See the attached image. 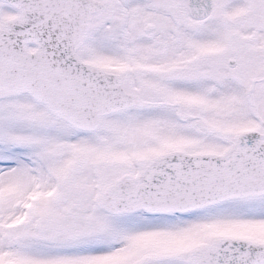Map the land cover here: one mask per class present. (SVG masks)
I'll return each mask as SVG.
<instances>
[{
    "label": "snow or ice",
    "instance_id": "1",
    "mask_svg": "<svg viewBox=\"0 0 264 264\" xmlns=\"http://www.w3.org/2000/svg\"><path fill=\"white\" fill-rule=\"evenodd\" d=\"M0 264H264V0H0Z\"/></svg>",
    "mask_w": 264,
    "mask_h": 264
}]
</instances>
